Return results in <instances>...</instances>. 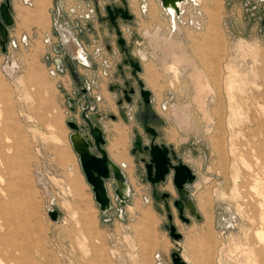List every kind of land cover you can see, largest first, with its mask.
<instances>
[{"label":"rangeland","instance_id":"1","mask_svg":"<svg viewBox=\"0 0 264 264\" xmlns=\"http://www.w3.org/2000/svg\"><path fill=\"white\" fill-rule=\"evenodd\" d=\"M76 1L72 19L100 23L94 5ZM57 2L63 9L67 2L68 12L74 6L72 0H48L38 9L36 0H12L14 25L7 52L0 46V152L6 158L5 163L0 159V173L10 187L0 185L6 194H15H0L11 219L3 241L28 249L40 264H172L171 253L178 249L189 264H263L258 258H264V248L255 233L264 224L260 198L251 186L256 172L264 173V0H188L174 37L162 35L167 26V33L172 32L170 22L146 23L147 16L155 22L161 15L156 0H148V14L135 11L144 22L140 32L159 46L154 50L170 56L162 67L166 93L158 110L168 118L164 132L174 149L197 175L191 195L202 218L187 213L189 224L173 205L178 194L172 178L158 186L159 192L172 194L173 222L183 235L179 241L169 236L165 204L154 199L151 185L140 178L141 155L131 154L135 128L142 133L130 118L136 105H126L121 117L116 92L105 82L101 86L107 103H101L107 113L108 148L123 135L122 147L134 170L131 178L126 174L133 193L123 208L124 218L113 182L109 188L115 208L107 216L100 211L70 142L67 120L73 115L62 80L48 59L58 41L53 33ZM62 12V18H69ZM113 37L107 31L102 43ZM180 51L185 60L178 57ZM72 174L80 179L82 198L74 192ZM51 208L59 210L58 221L49 216Z\"/></svg>","mask_w":264,"mask_h":264},{"label":"water","instance_id":"2","mask_svg":"<svg viewBox=\"0 0 264 264\" xmlns=\"http://www.w3.org/2000/svg\"><path fill=\"white\" fill-rule=\"evenodd\" d=\"M121 1L124 6L107 4L104 7L108 13L106 18L109 19L110 24L114 27L116 35L118 36L117 44L121 48V52L126 56L123 62L130 67L131 76L135 80V83L132 82L131 85L129 81L126 82V86L129 87V90H124L127 95V102L133 103L135 98L140 99L138 109L134 116L142 128L143 134L136 130V135L132 142L131 154L134 156L137 154L141 155L140 161L144 165V170L140 171V178L143 182H148L151 185L152 196L156 201H164L169 221V225L167 224L166 228L169 236L174 241H179L183 238V235L178 231L173 222L174 216L171 212L169 202L172 194L168 191L159 192L158 186L166 184L169 177L172 178L178 194V198L174 199L173 205L178 209L180 219L189 224L191 220L184 214L185 207L189 209L190 215L197 220L202 218L191 195L192 185L196 181L197 175L188 164L183 162L182 156L173 146L165 142H159L161 136L160 129L166 125V121L155 110L152 92L146 88L144 81L139 77L143 69L141 62L129 52L128 41L124 36L123 30L120 28V20L124 23H129L134 20V15L130 13L128 8L127 0ZM158 1L162 8L171 15L174 24L173 27H175V18L182 14V3H186L187 0ZM94 2L97 6L98 0H94ZM57 10L58 12L62 10L61 2H57ZM106 18L99 15L100 20ZM262 24L264 25V18ZM13 25L12 0H3L0 3V46L4 53L7 52L9 29ZM54 25L56 27L55 33L60 34L63 43V48L57 46L54 50L56 53L64 51L63 60L56 59L58 70L63 72L67 69L78 89L76 97L70 96L68 98L70 110L71 112H76V107L79 105L82 109L81 116L84 121L83 124H79L75 118L67 120V125L72 130V134L69 136L72 148L78 156L81 169L86 181L91 186L100 211L103 215L107 216L115 208L114 199L109 188V183L113 182L114 195L118 201V211L120 217L124 218L122 215L123 208L131 200L132 187L122 166L117 164L110 156L103 127L99 123L93 122L89 114L95 108L89 96L92 86L88 78L80 75L76 65L77 60L80 64L88 67V59L84 55L73 33L67 27H64L63 24H59L58 20L55 21ZM64 35H66V39L69 37L67 41L69 45L76 44L79 46L85 57L84 59L70 54L65 46ZM62 61L66 63V66L63 65ZM122 67V65L119 66L120 69ZM84 102L86 103L85 106H83ZM48 213L52 220L58 221L60 217L59 210L51 208ZM171 259L172 264H189L179 249L171 253Z\"/></svg>","mask_w":264,"mask_h":264},{"label":"crops","instance_id":"3","mask_svg":"<svg viewBox=\"0 0 264 264\" xmlns=\"http://www.w3.org/2000/svg\"><path fill=\"white\" fill-rule=\"evenodd\" d=\"M74 3L73 8L69 7V12L67 10V2H65V7L64 9L68 12L69 18L64 17L63 20L67 23L68 27L72 30L73 34L79 38V43L81 44V47L85 49V52L87 54V58L91 61L92 67L88 68L87 66H84L82 64L78 65V70L79 73L82 77L88 78V80L91 83V86H94L91 88L90 91V98L92 100V104L94 105V110H92L89 114L92 115H97L98 118L95 119L97 120L96 122L99 123L105 132V136L107 139V149H108V137H107V124H106V108L104 103L106 102L105 95L102 93V86L101 83L105 82L107 83V87L110 89V84L111 83H119L122 82L121 76H120V71H119V65L122 63V54L117 47V45L113 42L112 47L109 49L105 46V43H102L104 40V37L107 35V31L109 33L108 28L105 27L103 23H95L94 19L91 18L90 20H86L84 22L83 20L80 19H72L70 17V12L76 13V5L78 4L76 0H72ZM80 1V0H79ZM155 1V0H154ZM105 0H100V5L104 4ZM142 2L146 3V12L145 14H148V12L151 9V4L148 2V0H142ZM87 5H95L93 1H86ZM158 6V10L161 9L162 12L160 11V16L156 19L157 21L152 22L150 17H146V23L151 25L152 23L155 24H160V25H168L169 22L174 26L172 19L170 20V15L162 8L160 2L156 0V3ZM64 11V10H63ZM168 16L169 18L165 17ZM169 20V21H168ZM82 21V22H81ZM150 21V22H149ZM78 22V25L82 26L83 30L85 31L84 36L80 34V28L76 27L75 24ZM143 19H140L138 16L133 21L132 23L129 24H121L122 30L124 32V36L128 41V46L130 48L131 54L136 58L137 60H140L141 65H142V72L139 74V77L144 81L145 86L147 89H149L152 92V99H153V104L155 107V110L159 113L160 116H162L166 123L168 122V118L164 117L158 110V105L161 104L160 101H162V98H164V94L166 93V79H165V71L163 70V64L166 63V59L168 61L170 60V56L166 54L165 51L160 53L159 50H154L156 47H159L158 45L153 46V41L149 37L145 36L143 32L141 33V28L143 25ZM87 23L92 24V28L86 29ZM125 27H127L129 36L126 35L125 32ZM166 32H163L162 35H168V37H174L177 33H174L178 30V26L176 25L175 22V27L172 28V32L167 33L168 26L165 28ZM185 30L181 29L179 31V37L183 39ZM186 34V33H185ZM104 44V45H103ZM105 48V49H104ZM181 51L180 54L177 52L178 57L185 60L184 57H181ZM51 59L55 57H61L60 54H57L54 52L53 54L49 55ZM48 56V57H49ZM145 58H144V57ZM54 69L55 65L52 62ZM184 70V73H186L188 70ZM123 70L126 71V74L128 77L131 76V69L129 66L124 65ZM59 74L60 79L62 80L63 83V88H64V93L67 95V99L72 96L74 97L73 94L77 91V87L72 81V78L70 77V74L68 71L65 72H57ZM100 84L101 87L98 86ZM111 91V90H110ZM113 92V91H112ZM101 97V99H100ZM116 100H117V93L115 95ZM104 101L102 104L101 101ZM85 104V103H84ZM128 105L127 103L124 105V107ZM137 108L135 107L132 117L130 118L132 120L135 119V112ZM117 115V114H116ZM114 120V119H113ZM117 120V119H116ZM136 121V120H135ZM137 124H139L136 121ZM166 125L163 126L160 131H161V136L159 138V142H165L166 144L174 146V144L170 141L169 136L164 132ZM137 129L135 128V131ZM111 156V155H110ZM131 185V184H130ZM132 187V185H131ZM132 193H133V188H132Z\"/></svg>","mask_w":264,"mask_h":264},{"label":"bare ground","instance_id":"4","mask_svg":"<svg viewBox=\"0 0 264 264\" xmlns=\"http://www.w3.org/2000/svg\"><path fill=\"white\" fill-rule=\"evenodd\" d=\"M47 1L48 0H36V3L38 5L37 6L38 9L40 7H42V6H45V4H46ZM131 2L133 3V5H135V7L137 9L136 0H131ZM43 20H45V19L42 18V22H44ZM65 36L66 35H64V37H63L64 41L69 39V37H68V39H66ZM70 46H72V48H69V52L72 55H76L77 56V52L76 51L78 50L79 46L76 45V44L75 45L72 44ZM172 52H173V49H172ZM197 77H198V75H197ZM198 80H200V79H198ZM201 87L202 86H200V89L202 91L204 88H201ZM229 89L230 90H233L234 89L233 84L230 85ZM230 98H233V95H231ZM122 136L123 135L119 134L118 135V138H115L112 141V143L110 144V146L108 148V151H109L112 159L116 163L122 164L123 170L130 177V176H132V173H133V170H134V168H133L134 166H133L132 158L128 155V152H127L126 148L125 147L124 148L122 147L123 146L122 143H121ZM253 148H261V147L258 146V147H253ZM60 153L61 152L59 151V155L58 156L60 157L61 160L62 159L64 160L65 159V156L62 155V154H60ZM3 155L0 152V159L2 160L3 163H5L6 158H5V156L3 157ZM241 161L243 162V164L244 163L247 164V162L244 160V158H242ZM234 165H233V167L236 166V165L235 166ZM248 166H251V165H247V168H248ZM8 170L10 172L13 169H11V168L8 167ZM16 174H17V172L16 173H12V177L15 178L17 176ZM76 175L72 174L71 181L74 183L73 188H74L75 194L78 197L82 198L83 197V192H82V189L80 188L82 185L80 184L81 182L78 181L80 179ZM25 177L26 176H24L23 174L20 176L21 179H23ZM0 183L1 184L2 183H7V186L10 187V182L7 179H5V177H4V175L2 173H0ZM12 183L14 184V180H12ZM79 184H80V186H79ZM71 189H72V187H71ZM251 189H252L254 195L256 197H259L260 198V202H259V204H260L259 206L261 207L260 219H261V222L264 224V173H257L256 172L255 178H254V182H253V184L251 186ZM5 192H6V189L0 185V194L1 195H4L5 194L8 197H12V196L15 197V194H13L12 192L11 193L8 192V194H6ZM27 195H29V193ZM30 208H31V210L34 209L33 203L31 204ZM144 220H145V223H147L146 214L144 215ZM141 223L142 222H140V224ZM10 225H11V219H9V217L7 216V209L5 207V204L0 201V254H4L5 255V256L3 255V258L1 257L2 255L0 256V264H40L38 261H36L35 259H33L31 257V253L29 252L28 249L26 251H22V249L19 246H16V245H14L11 242L8 244L7 242H4L3 241L4 240V237L7 236V235H9ZM84 228H87V227H84ZM148 232L149 231H147V233ZM255 235L259 238V241H261V243H262V246L261 247L264 248V229L262 227L259 228V229H257ZM248 255H251V254H248ZM253 257L255 258V259L253 258L254 261H257V258L255 256H253ZM258 260H259L260 263H263L264 264V258L263 257L258 258Z\"/></svg>","mask_w":264,"mask_h":264},{"label":"flooded vegetation","instance_id":"5","mask_svg":"<svg viewBox=\"0 0 264 264\" xmlns=\"http://www.w3.org/2000/svg\"><path fill=\"white\" fill-rule=\"evenodd\" d=\"M88 1H93L94 2V0H88ZM105 1H107V2H105L104 4H103V6L102 5H100L99 3H100V0H98V7L96 6V4H95V2H94V8H95V11H96V13H97V18L99 19V15L101 16V17H103V18H106L107 16H108V13L105 11V5H107V4H116L117 6H124V4L122 3V1L121 0H105ZM159 2V1H158ZM127 5H128V8H129V10H130V13L132 14V15H134V20L133 21H135V19L137 18V13L135 12L136 11V7H134L133 5H131V1L130 0H127ZM146 3L145 2H142V0H137V8L139 9V11L143 14V13H145L146 12ZM133 7V8H132ZM101 9H103L104 11H105V14L103 15L102 13H101ZM64 9L62 8V10L60 11V12H58V10H57V18H54V24H55V21L56 20H58V22H59V24H63V26L64 27H67L71 32H72V30L68 27V25H67V23L63 20V18H62V15H63V11ZM64 11H66V10H64ZM66 13V12H65ZM68 13V12H67ZM66 13V14H67ZM68 15V14H67ZM170 15V14H169ZM88 16V15H87ZM171 16V15H170ZM68 17H69V15H68ZM88 18H89V16H88ZM172 19V18H171ZM89 20V19H88ZM99 21L101 22V23H107V25H108V30H109V32H111V33H114V37H113V39L112 40H106L105 41V46L107 47V48H111L112 47V44H113V42L117 45V47L119 48V50H120V52H121V48L118 46V44H117V40H118V36L116 35V32H115V29H114V27L110 24V21H109V19L108 18H106V19H104V20H100L99 19ZM132 21V22H133ZM132 22H129V23H132ZM129 23H124L123 21H121L120 20V23H119V25H120V28L122 29V27H121V24H129ZM80 28L79 30H80V34L82 35V36H84V30H83V28H82V26H80V25H78V22L75 24V28ZM54 28H55V30H54V35L56 36V37H58V41L56 42V43H54L53 44V46H52V49H53V51L55 52V50H54V48L55 47H57V46H59V47H61V48H63V43H62V41H61V36H60V34L59 33H55V31H56V27H55V25H54ZM90 29V28H92V24H88L87 23V26H86V29ZM73 33V32H72ZM74 35V34H73ZM74 37H75V39L78 41V43H79V38H77V36H75L74 35ZM67 41L68 40H65L64 42H65V46H66V48L69 50V48H72V46H70L68 43H67ZM79 45H80V47H81V44L79 43ZM74 47V46H73ZM82 48V47H81ZM128 49H129V52L131 53V51H130V48H129V46H128ZM82 50H83V53H84V55L87 57V54H86V52H85V49H83L82 48ZM77 52V57H79L80 59H84L85 57H84V55L82 54V52H81V50L78 48V50L76 51ZM57 54H60L61 55V57H55V58H53L52 59V62L54 63V65H55V68H56V71L57 72H59V73H61L59 70H58V65L56 64V59H61V60H63V58H64V51H62V52H60V53H57ZM71 54V53H70ZM121 54H122V56H123V58H122V63L120 64V65H122V66H124L125 64H124V62H123V60L126 58V56H125V54L124 53H122L121 52ZM72 55V54H71ZM48 59H51L50 58V56L48 57ZM88 59V58H87ZM63 62V65L64 66H66V63H64V61H62ZM88 63H89V67H92V63H91V61L88 59ZM80 63L76 60V65H77V67H78V65H79ZM119 65V66H120ZM123 70V67H122V69H120L119 68V71H120V76H121V79H122V82H119V83H111L110 84V90L111 91H113V92H116L117 93V100H116V103H117V106L119 107V109H120V116L122 117L123 115V111H121V109H123L124 108V105L127 103L128 105H133V104H135L136 105V108L138 109V104H139V102H140V99H138V98H135L134 99V102L133 103H128L127 102V95H126V93L124 92V90L125 89H127V90H129V87L128 86H126V82L127 81H129L130 82V85L132 84V82L133 83H135V80H134V78H132V76H130V77H128L127 76V74H126V71H122ZM65 71H68L67 69L65 70ZM65 71H63V72H65ZM123 72H124V74H123ZM69 73V72H68ZM131 73V72H130ZM123 74V75H122ZM75 84V83H74ZM78 92V89H77V91L75 92V94H74V97H76V93ZM100 99H101V97H100ZM68 101V100H67ZM69 103V102H68ZM85 103V102H84ZM83 103V106H85L86 105V103L84 104ZM69 107H70V104H69ZM137 111V110H136ZM81 113H82V109L80 108V106L78 105L77 107H76V112H72V117L71 118H75V120H76V122H78L79 124H83L84 123V121H83V118H82V116H81ZM136 113V112H135ZM110 115V117H111V119H114V120H116L117 119V115L116 114H114V113H110L109 114ZM91 117H92V115H91ZM70 118V119H71ZM98 118V116L97 115H94L93 117H92V119H93V122H96L97 120H95V119H97ZM139 131V130H138ZM136 132V131H135ZM70 134H72V130H71V133ZM137 157L138 156H140L139 154H137L136 155ZM141 158V157H140ZM142 163V162H141ZM140 171L142 170L141 168L139 169ZM139 174H140V172H139ZM172 198V197H171ZM171 198H170V200H171ZM170 200H169V202H170ZM173 201H174V199H173ZM161 202H163L164 203V201H161ZM165 204V203H164ZM177 211H178V209H177ZM187 213H189V215H190V211H189V209L187 208V207H185V212H184V214L187 216L188 214ZM191 216V215H190ZM178 217H179V211H178ZM191 217H193V216H191ZM180 218V217H179ZM195 218V217H194Z\"/></svg>","mask_w":264,"mask_h":264},{"label":"built area","instance_id":"6","mask_svg":"<svg viewBox=\"0 0 264 264\" xmlns=\"http://www.w3.org/2000/svg\"><path fill=\"white\" fill-rule=\"evenodd\" d=\"M187 2H188V0H187ZM187 2H186V3H187ZM183 5H184V3H182V14H181L179 17L176 16L175 21L178 20V19H181L182 15H183V13H184ZM172 28H173V25H172ZM53 74L55 75V72H54V71H53Z\"/></svg>","mask_w":264,"mask_h":264}]
</instances>
